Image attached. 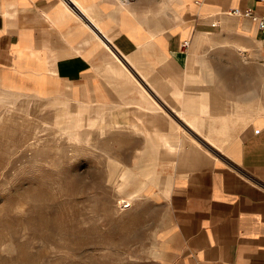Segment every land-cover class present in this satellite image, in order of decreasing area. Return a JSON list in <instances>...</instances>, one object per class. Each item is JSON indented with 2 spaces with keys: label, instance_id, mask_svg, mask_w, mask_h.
<instances>
[{
  "label": "crops",
  "instance_id": "1",
  "mask_svg": "<svg viewBox=\"0 0 264 264\" xmlns=\"http://www.w3.org/2000/svg\"><path fill=\"white\" fill-rule=\"evenodd\" d=\"M66 1L0 0V79L8 88L34 92L40 86L46 93L70 87L73 94L93 101L112 97L111 81L117 87L138 84L106 69L121 68L130 75L133 69L155 94L186 92L181 104L170 96L163 99L169 112L200 136L199 117L211 113L208 103L213 99V76L204 68L211 61L210 41L231 38L228 42L247 56L264 61V32L243 15L247 10L264 15V0ZM94 31L113 47L106 48ZM119 57L131 62L129 69ZM233 91H241L237 83ZM143 101L145 106H128L138 109L142 122L151 125L167 115L155 100L143 95ZM135 116V110L127 112L138 128ZM176 128L169 125L170 131ZM159 132H144L150 149L144 166L152 175H143L168 191L154 262L264 264V114L224 136L216 158L183 134ZM203 140L217 149L213 140ZM159 145L168 154L165 178L155 168Z\"/></svg>",
  "mask_w": 264,
  "mask_h": 264
},
{
  "label": "rangeland",
  "instance_id": "2",
  "mask_svg": "<svg viewBox=\"0 0 264 264\" xmlns=\"http://www.w3.org/2000/svg\"><path fill=\"white\" fill-rule=\"evenodd\" d=\"M228 41H210L211 61L204 68L213 76V99L211 113L199 117L200 136L163 99L181 104L186 92L155 94L133 69L138 84L117 87L111 81L112 97L93 101L70 87L43 93L35 84L33 92L8 88L0 79V264H156L168 191L142 173L150 172L145 134L178 132L216 158L224 136L264 114V61ZM235 83L240 92L233 91ZM143 95L166 110L151 122L154 128L129 108L145 106ZM133 110L138 128L127 118ZM208 138L217 149L203 140ZM167 156L159 145L155 168L161 178L168 176Z\"/></svg>",
  "mask_w": 264,
  "mask_h": 264
},
{
  "label": "bare ground",
  "instance_id": "3",
  "mask_svg": "<svg viewBox=\"0 0 264 264\" xmlns=\"http://www.w3.org/2000/svg\"><path fill=\"white\" fill-rule=\"evenodd\" d=\"M68 4H71V5H73V0H68V1H66ZM163 3V2H162ZM163 8V7H162ZM168 8V7H167ZM82 15H84V14H82ZM84 18H86V17H84ZM85 23L87 24V22L85 21ZM93 24V23H92ZM88 25V24H87ZM91 25V24H90ZM89 26V25H88ZM97 28V27H96ZM93 29V28H92ZM98 31H100V30H98ZM101 32V31H100ZM100 32H95L94 31V33L95 34H97V33H100ZM101 34H97V36L99 37V39H100V41H101V43H103L104 44V46L106 47V48H108L109 46H112L113 47V45L111 44V41H110V39H108L107 37H102L101 38V36H100ZM116 49L118 50V48L116 47ZM121 54V53H120ZM50 61H52V60H50ZM125 62V64L127 65V66H125V69H127V68H129L130 66H131V62H129V61H124ZM51 63V62H50ZM52 64V63H51ZM49 66H50V64H49ZM53 66V68H54V65H52ZM51 67V66H50ZM49 69V68H48ZM108 70L109 71H111L113 74H118V75H126L127 76V79L129 80V81H131V80H134V79H136L135 78V74L133 75V74H131L130 75V73L129 72H124L121 68H108ZM53 71V70H52ZM56 72V71H55ZM52 73V74H56V73ZM51 74V73H50ZM17 93H18V91H17ZM210 98V97H209ZM74 101V100H73ZM75 103V102H74ZM84 103V102H83ZM69 114V113H68ZM65 118V117H64ZM73 124V123H72ZM73 127V126H72ZM220 131V130H219ZM71 132V131H70ZM69 133V132H68ZM71 135V134H70ZM69 135V136H70ZM144 175H147V176H150V175H152V172H146V171H144V172H142Z\"/></svg>",
  "mask_w": 264,
  "mask_h": 264
},
{
  "label": "built area",
  "instance_id": "4",
  "mask_svg": "<svg viewBox=\"0 0 264 264\" xmlns=\"http://www.w3.org/2000/svg\"><path fill=\"white\" fill-rule=\"evenodd\" d=\"M199 1V0H196V2ZM233 13H236L238 14L239 13V10L238 9H234L232 11ZM244 16H248L250 17L252 20H254L258 27L260 28V30H262L264 32V15H262L261 17H257V16H254L250 10H247L243 13Z\"/></svg>",
  "mask_w": 264,
  "mask_h": 264
}]
</instances>
